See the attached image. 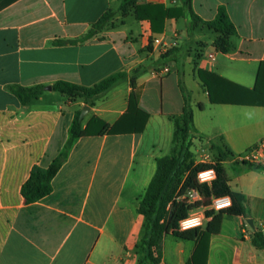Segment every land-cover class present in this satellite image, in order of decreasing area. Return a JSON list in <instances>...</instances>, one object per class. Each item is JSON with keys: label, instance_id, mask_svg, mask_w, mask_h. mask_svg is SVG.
I'll return each mask as SVG.
<instances>
[{"label": "crops", "instance_id": "1", "mask_svg": "<svg viewBox=\"0 0 264 264\" xmlns=\"http://www.w3.org/2000/svg\"><path fill=\"white\" fill-rule=\"evenodd\" d=\"M138 1L182 7V0ZM122 2L0 0V264H138L145 225L140 201L157 160L172 152V117L183 113V87L191 96L197 135L229 153L223 162L229 185L248 199L254 222L251 227L249 219L226 216L221 232L210 238L207 264H264V249L252 242L255 226L264 232V169L235 162L264 138V107L214 104L197 76L202 69L254 88L264 61V0H192L203 21L226 8L238 29L228 54L217 51L216 33L191 30L188 19L169 18L163 33L152 34L135 15L119 11ZM108 9L117 14L107 27L80 41ZM172 48L170 61L158 63ZM166 66L168 74L162 73ZM137 68L139 108L150 114L145 131L76 139L52 192L28 204L23 185L35 166L47 168L61 155L84 106L90 111L83 128L95 118L114 125L127 112ZM117 73L128 77L92 106L53 90L59 81L91 87ZM14 86H42L44 92L23 105ZM195 247L178 240L169 258L165 245L161 264H186Z\"/></svg>", "mask_w": 264, "mask_h": 264}, {"label": "trees", "instance_id": "2", "mask_svg": "<svg viewBox=\"0 0 264 264\" xmlns=\"http://www.w3.org/2000/svg\"><path fill=\"white\" fill-rule=\"evenodd\" d=\"M119 11L125 16L131 13L135 15L137 21L145 23L152 34L163 33L165 22L169 18L188 19L191 30L207 27L217 34L215 47L218 52L228 54L235 47L234 38L238 35V29L225 7L219 8L216 18L212 21H203L193 11L192 0H182V7L180 8H168L164 4L139 3L138 0H123ZM116 14V11L108 9L80 41H87L101 33ZM174 50L172 48L162 54L158 63L167 64ZM141 72V68L133 71L131 76L133 91L129 99V108L114 125H109L105 121L95 118L86 128H83V124L79 120L81 112L76 115L70 129L69 139L61 155L53 160L47 168L35 166L29 179L23 185L22 195L28 204L35 203L52 192V181L61 169L68 151L76 139L106 133L111 135L141 134L145 131L150 114L139 108L140 94L137 90V79ZM197 76L201 81L202 88L208 92L210 100L214 104L264 107V61L260 64L253 89L233 84L202 69L197 71ZM127 77L128 74L126 73H117L91 87L59 81L54 84L53 90L67 95L70 101L81 98L86 104L92 106L94 100L120 82L125 81ZM12 92L21 104L27 105L43 94L44 87L14 86ZM183 93L185 98L183 113L180 116L172 117L175 123L172 152L157 160L156 174L140 201L139 212L144 216L145 225L144 235L137 245L138 264H161L164 241L168 235L174 236L179 241L196 242L194 253L186 264H207L210 238L212 235L221 232L225 217L251 218L247 210L248 199L242 193L232 191L229 185V179L223 165V162L229 157L227 151L213 144L212 151H215L214 154L217 156L214 164L194 165L192 163L191 147L193 142L196 137L200 140H203V137L195 135L191 96L184 87ZM211 167L215 168L218 174L214 185L212 187L200 185L197 181V174ZM190 189H198L204 195L203 201L198 206L208 208L211 205L212 197L227 195L232 198L233 204L230 208L219 212L207 210L206 215L210 220L203 229L182 232L178 228L179 222L188 216L193 206L176 201L172 203L170 208L168 206L178 190L184 193ZM252 242L256 248L264 249V232L258 226L254 228Z\"/></svg>", "mask_w": 264, "mask_h": 264}, {"label": "built area", "instance_id": "3", "mask_svg": "<svg viewBox=\"0 0 264 264\" xmlns=\"http://www.w3.org/2000/svg\"><path fill=\"white\" fill-rule=\"evenodd\" d=\"M170 69L168 66L164 67L162 73L168 74ZM235 162L242 165H248L257 169H264V138L261 139L254 147L248 149L246 152L235 157ZM218 178L217 170L213 167L204 169L197 174V181L200 185L212 187ZM204 199L203 193L198 189H190L181 193L178 190L174 196L173 201L168 208L172 206L173 202L186 203L188 206H193L188 216L179 222V230L189 231L194 229H203L207 222L206 211L213 210L219 212L228 209L232 206L233 201L230 196L212 197L211 205L208 208L198 206ZM198 221L195 226L184 228L182 222Z\"/></svg>", "mask_w": 264, "mask_h": 264}, {"label": "rangeland", "instance_id": "4", "mask_svg": "<svg viewBox=\"0 0 264 264\" xmlns=\"http://www.w3.org/2000/svg\"><path fill=\"white\" fill-rule=\"evenodd\" d=\"M198 49L196 48L195 51H197ZM194 51V52H195ZM194 58L198 59L199 54L194 53L193 55ZM190 76H194L196 75V67L193 70V73L191 71L188 72ZM187 83L189 84V87L192 88L194 86V82L192 79H190L189 77L187 78ZM187 91V90H186ZM188 93V91H187ZM196 136L197 133L195 132ZM212 146L211 145H207L204 144L203 140H200L199 138H195L194 142H193V146L191 147V159H192V163L194 165H201V164H214V162H216L217 160V156L214 154V152H212ZM187 176V174H186ZM185 176V177H186ZM177 239L172 236V235H168L165 238L164 241V247L166 245L167 250H168V257L170 258L171 253L175 254V248H176V243H177Z\"/></svg>", "mask_w": 264, "mask_h": 264}, {"label": "water", "instance_id": "5", "mask_svg": "<svg viewBox=\"0 0 264 264\" xmlns=\"http://www.w3.org/2000/svg\"><path fill=\"white\" fill-rule=\"evenodd\" d=\"M48 90H52V87H48ZM89 111H90L89 106L86 105L83 107L80 118H79L80 122L84 120L85 116L88 114ZM247 222L251 227H254V222L252 219H249Z\"/></svg>", "mask_w": 264, "mask_h": 264}, {"label": "clouds", "instance_id": "6", "mask_svg": "<svg viewBox=\"0 0 264 264\" xmlns=\"http://www.w3.org/2000/svg\"><path fill=\"white\" fill-rule=\"evenodd\" d=\"M198 223V221H191V222H182V227L188 228L195 226Z\"/></svg>", "mask_w": 264, "mask_h": 264}]
</instances>
